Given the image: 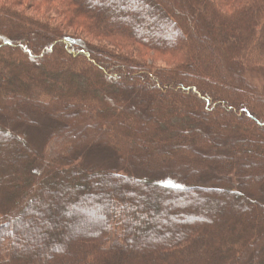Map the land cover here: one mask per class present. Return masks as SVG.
<instances>
[{"label":"trees","instance_id":"16d2710c","mask_svg":"<svg viewBox=\"0 0 264 264\" xmlns=\"http://www.w3.org/2000/svg\"><path fill=\"white\" fill-rule=\"evenodd\" d=\"M1 1L0 110L12 121L35 108L56 149L44 157L0 128V264H249L264 246V0ZM42 6L60 20L27 12ZM145 89L160 98L134 107ZM214 125L230 147L210 166L195 154L207 180L186 170L143 184L119 166L115 144L133 154L136 131L162 174L193 141L215 145ZM88 135L112 147L109 170L74 163L91 154L79 147Z\"/></svg>","mask_w":264,"mask_h":264},{"label":"rangeland","instance_id":"374dc122","mask_svg":"<svg viewBox=\"0 0 264 264\" xmlns=\"http://www.w3.org/2000/svg\"><path fill=\"white\" fill-rule=\"evenodd\" d=\"M187 1V0H186ZM185 1V2H186ZM1 1L0 0V4ZM32 10L27 11L30 14H33L35 17L37 18H42L44 20H49V22L53 23L59 21L60 17L57 16L56 14H54L49 8H45L44 6H42L41 8H31ZM77 32V31H76ZM69 35L71 33H75L74 30H68ZM235 35L239 36V38H241V34L240 33H236ZM83 36V35H82ZM89 42H93L95 44H106L108 45L111 49H113L112 46H110L109 44H107L106 42H104L103 40H93V39H87ZM212 40V43H214V45H218V40L216 41V37L212 36V38L210 39ZM224 49L228 50L229 49V43H222ZM114 50L118 51V53L123 54V55H130L132 53V51L130 49H126V48H115ZM140 53H142L141 55H147L148 58H154L156 60L157 64H163L162 61L158 58L156 59V57L148 52L145 53L144 51H140ZM132 55V54H131ZM247 79L249 81H251L252 83L256 84V85H261L263 83L262 78H260L259 76H250V75H246ZM131 91L132 88H131ZM25 93L23 92V95ZM150 91L148 89L142 90V92L140 91V93H137V96L140 97L139 101L136 102L134 100H131L134 107H143V106H147L148 105V101L150 100V103L152 107H154L155 105H152L154 101L157 100V98H160L158 93L156 92L155 94L152 93V96H149ZM26 95V94H25ZM157 97V98H156ZM20 107V106H19ZM139 110H137L138 112ZM72 112H74L73 110H69L68 113L71 115L73 114ZM26 113V114H25ZM24 114L21 113H15L13 116L11 115L12 121H10L8 119L9 115L4 114V109L0 110V128L8 133H18L19 136H21L24 140H25V145L27 147H30L33 151H36L38 153H40L41 155L48 156L50 154L53 153V151H55L56 146L55 144H51V142L49 143L50 140H48L45 143V137L47 135H49L50 132L45 131L44 127H46V125L48 124V120L45 118L46 116L41 115L42 113H38V111L35 108H31L30 112H25ZM24 118V119H23ZM26 120V122H25ZM61 123L64 122V120L59 121ZM69 121L64 122V126L62 127V129H60L61 131H65L66 129L70 130V133H73L75 131H78L79 134H82L79 130L80 128L75 126H69ZM58 125V123H57ZM71 125V124H70ZM166 126V124L161 125V127ZM214 127L216 128V130L212 133V140L214 142H216V144H211L208 142L207 146H204L200 143V141L197 139V143H195L194 141L192 142V144H189V142L186 144L190 147V149H192L188 154H185V157L182 158H174L172 159V167L170 169H167L169 171H165L159 173L158 170H154L155 168L154 163L155 159H157V161L159 160V158L155 157V152H156V147L154 146H150L148 143H146L144 141V137L142 134L140 133H136L134 132L132 135H135V142L131 143L132 141H130V138L127 137L126 133H122L123 136L127 137V140L129 143H131V145L133 146V154L132 152H127L126 147L124 145H122L121 143L116 142L115 146H119V150L121 151V157L123 158L121 164L119 166H125V165H129V164H133L131 166V169H127L130 174L136 178H139L141 183H145L146 181H158V182H162L164 181H168L165 180V178H171L173 182L171 183H180L181 180L179 177H181V175H183L184 172L187 171H200L202 174L201 176L207 180V178L209 176H211V172L207 171L202 165H211L209 163L210 159L213 158H221L224 157L223 154H221L219 156V151H222L223 153H228V149L230 147L229 143L225 145V147L220 148V142H224V139L226 138L225 135L226 133L220 129L217 125H214ZM220 130H219V129ZM54 129V127H53ZM86 129H84L83 131H85ZM42 131L44 132V134L42 133ZM53 132H51V134L49 136L53 135ZM45 137H44V136ZM100 136L99 134L95 137ZM93 138V136H86V139L84 141H82L81 145H79L80 147V151L85 152L86 149L91 148V154H80L81 156H78L76 159L73 158L74 163H78L83 165L84 167H88L93 169L94 171H96L97 173L99 172H104L109 170L111 167H113V163L114 160L111 159V155L110 153L112 152L111 150V146L107 145L108 143H104L105 147L104 149L101 151L98 150L97 148H92L91 145V139ZM102 138V137H101ZM207 138V137H206ZM138 140V141H137ZM226 140H229L226 139ZM225 140V142H226ZM109 142V141H108ZM140 142V143H138ZM118 148V147H117ZM189 149V148H188ZM221 149V150H220ZM182 153L181 150H178L177 153ZM197 152L201 153V156L203 159H201V164H198L197 162L199 161H195V154ZM131 154V157H130ZM76 157V156H75ZM249 158V157H248ZM257 158H249V160H247L249 164H251V162H256ZM264 162V161H263ZM197 163V164H196ZM246 163V161H245ZM261 164V163H260ZM263 164V163H262ZM148 168L150 171L149 172L148 169L145 170V167ZM247 166V165H246ZM264 166L260 165V167ZM245 168V167H244ZM258 168V169H259ZM257 169V171H258ZM245 171V173H243V175H250L251 173H248V171L241 169V172ZM121 172H125L124 170H121ZM258 175H260V173H257ZM256 174V175H257ZM251 176V175H250ZM261 180H263L261 178ZM163 181V182H164ZM264 181V180H263ZM54 184L56 185V181H53ZM58 184L60 183L59 180L57 181ZM212 183L211 181L209 182H204V186L206 187L203 192H215L216 190L214 189L213 186H211ZM181 190H179L180 192ZM263 191V189H262ZM194 192H201L198 189L194 188L190 191H188V193H194ZM171 193H173L171 191ZM186 193V194H188ZM220 192H218L217 194H219ZM174 194V193H173ZM176 194H178V190L176 192ZM263 202H264V192H262V196H261ZM251 202V201H250ZM256 201H253L252 204H255ZM255 252V250H254ZM259 253V254H258ZM251 260V261H250ZM249 261L251 262V264H264V246L261 249H258V251L255 252V255H251ZM247 262L250 264V262Z\"/></svg>","mask_w":264,"mask_h":264}]
</instances>
